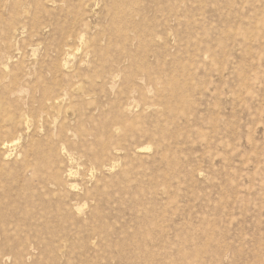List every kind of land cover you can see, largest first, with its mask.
Listing matches in <instances>:
<instances>
[{"label":"rangeland","instance_id":"1","mask_svg":"<svg viewBox=\"0 0 264 264\" xmlns=\"http://www.w3.org/2000/svg\"><path fill=\"white\" fill-rule=\"evenodd\" d=\"M0 172V264H264V0H0Z\"/></svg>","mask_w":264,"mask_h":264},{"label":"bare ground","instance_id":"2","mask_svg":"<svg viewBox=\"0 0 264 264\" xmlns=\"http://www.w3.org/2000/svg\"><path fill=\"white\" fill-rule=\"evenodd\" d=\"M10 142L11 141H8L7 139H5V140H3L2 141V143H1V146H2V149H7V147L9 146V144H10ZM106 142H103L102 143V149H105V147H106ZM34 145H36V144H34ZM33 145V146H34ZM34 151L37 153V160L35 161V162H33V163H29L30 165H31V167H32V173H33V177H37V176H39V170H43V168H44V166H46L45 168H46V170H47V174H44V175H42V177H40V179L41 178H43V179H46V177H45V175H50V177L54 180V182L55 183H57V181H58V174L55 172V174L54 175H52L51 173V171L54 169V167H52L53 165L51 164V160L45 155V151H44V149H43V146L41 145V144H39V145H37L36 146V148L34 149ZM6 152V151H5ZM105 153V152H104ZM27 167V166H26ZM44 168V169H45ZM54 171V170H53ZM43 172V171H42ZM1 173L2 172H0V175H1ZM3 174V173H2ZM52 175V176H51ZM15 178V177H14ZM42 180V179H41ZM59 183V182H58ZM53 184V183H52ZM58 185V184H57ZM10 222V221H9ZM2 224V223H1ZM7 229V228H6Z\"/></svg>","mask_w":264,"mask_h":264}]
</instances>
